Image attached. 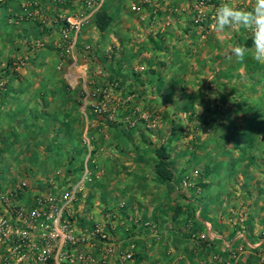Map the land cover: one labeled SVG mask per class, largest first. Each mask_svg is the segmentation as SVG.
<instances>
[{
    "label": "rangeland",
    "instance_id": "obj_1",
    "mask_svg": "<svg viewBox=\"0 0 264 264\" xmlns=\"http://www.w3.org/2000/svg\"><path fill=\"white\" fill-rule=\"evenodd\" d=\"M225 2L254 0H0V194L30 204L87 169L72 220L115 244L102 264L129 242L126 264H264V65L229 59L251 34L213 31ZM133 110L156 126H129ZM160 145L170 181L155 171ZM208 169L222 172L214 192ZM223 182L234 194L208 202Z\"/></svg>",
    "mask_w": 264,
    "mask_h": 264
},
{
    "label": "built area",
    "instance_id": "obj_2",
    "mask_svg": "<svg viewBox=\"0 0 264 264\" xmlns=\"http://www.w3.org/2000/svg\"><path fill=\"white\" fill-rule=\"evenodd\" d=\"M200 13L199 10L193 20L195 24L202 22ZM85 20L82 13L66 18L74 31H78ZM96 110L102 114L107 112L104 105L96 106ZM138 119H142L147 128L156 126L151 114L137 110L125 121L134 126ZM89 174L85 169L79 183L64 190H49L30 204L0 194V264H102L108 261L116 247L108 234L98 227L90 233L78 232L72 220L73 207ZM98 241L103 246L97 253ZM134 254L135 244L129 242L125 250L116 252L117 264L132 261Z\"/></svg>",
    "mask_w": 264,
    "mask_h": 264
},
{
    "label": "clouds",
    "instance_id": "obj_3",
    "mask_svg": "<svg viewBox=\"0 0 264 264\" xmlns=\"http://www.w3.org/2000/svg\"><path fill=\"white\" fill-rule=\"evenodd\" d=\"M239 26L250 31L251 49L240 44H233L231 55L238 62L250 57L257 64L264 65V0H254L252 7L240 8L230 3H221L215 10L213 31L225 33L226 29Z\"/></svg>",
    "mask_w": 264,
    "mask_h": 264
},
{
    "label": "trees",
    "instance_id": "obj_4",
    "mask_svg": "<svg viewBox=\"0 0 264 264\" xmlns=\"http://www.w3.org/2000/svg\"><path fill=\"white\" fill-rule=\"evenodd\" d=\"M111 22V17L104 10H99L95 13V24L100 31H105ZM243 45L251 47L252 40L251 36H248ZM155 171L156 174L161 177L164 181H170L173 176V171L170 167L169 153L165 150L163 145H160L155 150Z\"/></svg>",
    "mask_w": 264,
    "mask_h": 264
},
{
    "label": "crops",
    "instance_id": "obj_5",
    "mask_svg": "<svg viewBox=\"0 0 264 264\" xmlns=\"http://www.w3.org/2000/svg\"><path fill=\"white\" fill-rule=\"evenodd\" d=\"M206 175V177L205 178H207V182H206V184L205 183H202L201 185H203L204 187H208V190L210 191V189H211V187H210V183H209V181L210 180H212V184H213V181H215L216 179H217V176H219V177H221V175H222V172H221V174L218 172V171H213V170H211V169H208V171H207V173H205ZM230 174V173H229ZM229 174H228V176H229ZM227 178V176L224 178V179H226ZM209 180V181H208ZM246 189V188H245ZM247 189H250V185H248L247 186ZM213 192L215 191L214 189H211ZM217 190L219 191V193L217 194H215L214 193V196L213 197H210L209 199H208V202H214V201H216L217 202V204L220 202V198H221V196H220V198H219V195H220V193H221V195L222 196H230V194H234V192L232 191L233 189L231 188V187H228V185H227V182L226 183H222V185H220V187L219 188H217ZM229 192H230V194H229ZM236 193V192H235ZM236 195H237V193H236ZM216 199V200H215ZM254 203H256V201H254ZM264 205V202H263V204H262V206ZM250 213L251 214H249V215H251V216H247L248 217V220L250 219L249 217H253V222H252V227H253V229H256V230H258V229H260V227H262V225L261 224H263V222H261V220L263 219V217L261 216V214H259V210H257V209H255L254 207H252L251 208V210H250ZM264 214V213H263ZM262 214V215H263ZM209 217H210V215H209ZM212 217V216H211ZM246 217V218H247ZM216 218H213V219H210L214 224L216 223V222H214V220H215ZM247 220V221H248ZM221 222L220 221H218V223H216L215 224V226H216V228H217V226H218V228H221V227H224L223 225H222V223L220 224ZM225 223V222H224ZM217 228V229H218ZM235 238H233V240H234ZM145 255V254H144ZM142 256V255H141ZM112 262H111V259L109 260V262H108V264H111Z\"/></svg>",
    "mask_w": 264,
    "mask_h": 264
}]
</instances>
